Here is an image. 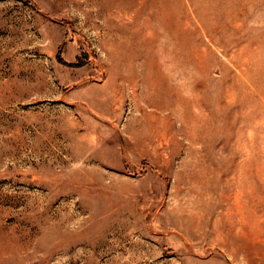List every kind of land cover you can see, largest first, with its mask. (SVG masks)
<instances>
[{"label": "rangeland", "instance_id": "rangeland-1", "mask_svg": "<svg viewBox=\"0 0 264 264\" xmlns=\"http://www.w3.org/2000/svg\"><path fill=\"white\" fill-rule=\"evenodd\" d=\"M0 264H264V0H0Z\"/></svg>", "mask_w": 264, "mask_h": 264}]
</instances>
